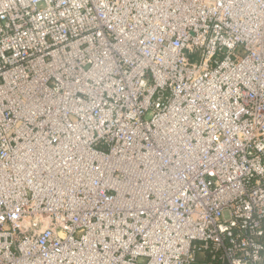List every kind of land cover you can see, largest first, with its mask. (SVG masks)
Masks as SVG:
<instances>
[{
	"label": "built area",
	"instance_id": "2783aa9c",
	"mask_svg": "<svg viewBox=\"0 0 264 264\" xmlns=\"http://www.w3.org/2000/svg\"><path fill=\"white\" fill-rule=\"evenodd\" d=\"M264 264V0H0V264Z\"/></svg>",
	"mask_w": 264,
	"mask_h": 264
},
{
	"label": "rangeland",
	"instance_id": "374dc122",
	"mask_svg": "<svg viewBox=\"0 0 264 264\" xmlns=\"http://www.w3.org/2000/svg\"><path fill=\"white\" fill-rule=\"evenodd\" d=\"M195 264H203L201 260H198Z\"/></svg>",
	"mask_w": 264,
	"mask_h": 264
}]
</instances>
